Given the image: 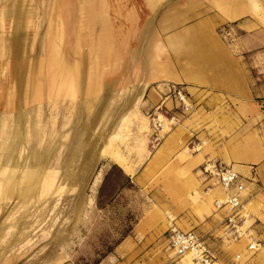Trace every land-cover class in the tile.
Here are the masks:
<instances>
[{
  "label": "rangeland",
  "instance_id": "374dc122",
  "mask_svg": "<svg viewBox=\"0 0 264 264\" xmlns=\"http://www.w3.org/2000/svg\"><path fill=\"white\" fill-rule=\"evenodd\" d=\"M235 58L244 83L204 104L206 65ZM148 61L180 80L153 82ZM161 83L194 108L157 134ZM207 161L246 180L239 236ZM169 227L215 264H264V0H0V264H186Z\"/></svg>",
  "mask_w": 264,
  "mask_h": 264
},
{
  "label": "built area",
  "instance_id": "2783aa9c",
  "mask_svg": "<svg viewBox=\"0 0 264 264\" xmlns=\"http://www.w3.org/2000/svg\"><path fill=\"white\" fill-rule=\"evenodd\" d=\"M171 102V110L162 105L165 100ZM194 108V101L190 98L189 93L179 83H172L168 85L166 93L161 97V103L152 112L151 123L153 132L157 133L164 126V120L172 125L178 121V115H185L190 113ZM169 110L171 113H169ZM165 113H169L166 116ZM171 125V126H172ZM193 135H191L192 137ZM188 140V143L192 142V148H197L199 140ZM158 140V138H155ZM202 173L207 179H214L216 184L220 185L224 192L223 199H215L214 203L218 209L229 210V214L225 217V223L231 226V234L233 236L240 235V229L238 228V217L241 208L243 206V192L245 191V178L244 176L235 170L231 165L224 164L222 162L207 161L202 166ZM166 241L168 247L174 252V255L178 257L187 254L190 257V264H212L213 254L205 242L203 237L195 230L178 229L176 227H169L166 235ZM256 241H251L248 244V249H256Z\"/></svg>",
  "mask_w": 264,
  "mask_h": 264
},
{
  "label": "crops",
  "instance_id": "0c3cea01",
  "mask_svg": "<svg viewBox=\"0 0 264 264\" xmlns=\"http://www.w3.org/2000/svg\"><path fill=\"white\" fill-rule=\"evenodd\" d=\"M250 13L256 12V5L249 6V8L246 10ZM246 13L243 10L238 11H232V10H226V14L231 19L237 18L239 15ZM149 62V61H148ZM150 66V73H151V80L154 81H163V80H180V75L178 72L174 69L172 64L170 62H166L163 64H153L149 62ZM252 64V63H251ZM261 74L257 75V78H261ZM244 76H245V63L243 61L238 60L237 58L231 59L228 61H215L211 63L210 65H206L205 67V78H204V85H205V91L210 92L206 97V100L204 104L215 106L218 102V99L221 97H224L227 95L226 91H231L230 89H233L237 87V83L240 81V83H244ZM165 84H157V87L154 88L156 95V98H161L163 94L166 93L167 88L164 86ZM230 96L236 97L237 94H230ZM238 97V96H237ZM203 106V105H202ZM201 153V152H200ZM197 154H192V158H194ZM201 155V154H200ZM227 163H232L228 156L224 154L223 158ZM116 164H118L122 170H124L126 173L133 174L137 168L138 165H135L136 163L128 162L126 161V164L129 165V170L124 169L123 165H121L117 160H114ZM195 163H192V165ZM234 166H237V164L233 163L231 164ZM196 174L200 175L202 174L201 170H197ZM211 181V180H209ZM215 184V183H213ZM217 188V187H216ZM209 189V188H208ZM202 193L196 189L193 188L192 191V197L197 194ZM203 193L208 194V190L204 191ZM193 201V200H192ZM206 205L209 206V201L204 202ZM203 206V202L201 203ZM139 225V224H138Z\"/></svg>",
  "mask_w": 264,
  "mask_h": 264
},
{
  "label": "bare ground",
  "instance_id": "6f19581e",
  "mask_svg": "<svg viewBox=\"0 0 264 264\" xmlns=\"http://www.w3.org/2000/svg\"><path fill=\"white\" fill-rule=\"evenodd\" d=\"M255 5V4H254ZM233 167V166H232ZM209 180H212V179H209ZM213 183H215L216 184V182H213ZM244 194L246 193L245 191L243 192ZM223 197H224V194H223V192L220 190V195L216 198V199H223ZM215 201V200H214ZM243 207V209L245 210V204L242 206ZM223 210H225V209H222V211ZM243 215H244V217H246V214H245V211L243 212ZM184 230H188V229H184ZM242 237H245L246 238V235H244V236H242ZM171 253L174 255V252H172V250H171ZM179 260H181V261H185V263L186 264H190V257H189V255H187V254H184V255H182V256H180L179 257ZM212 264H215V262L214 263H212Z\"/></svg>",
  "mask_w": 264,
  "mask_h": 264
},
{
  "label": "trees",
  "instance_id": "16d2710c",
  "mask_svg": "<svg viewBox=\"0 0 264 264\" xmlns=\"http://www.w3.org/2000/svg\"><path fill=\"white\" fill-rule=\"evenodd\" d=\"M103 257V256H102ZM100 260H101V258H99V259H96V260H94L93 261V263L92 264H98L99 262H100Z\"/></svg>",
  "mask_w": 264,
  "mask_h": 264
}]
</instances>
